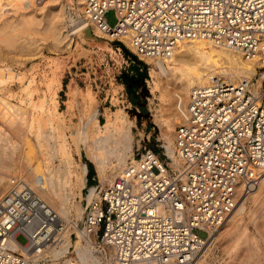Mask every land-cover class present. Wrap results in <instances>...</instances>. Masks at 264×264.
Returning a JSON list of instances; mask_svg holds the SVG:
<instances>
[{"label":"built area","instance_id":"1","mask_svg":"<svg viewBox=\"0 0 264 264\" xmlns=\"http://www.w3.org/2000/svg\"><path fill=\"white\" fill-rule=\"evenodd\" d=\"M82 6L91 26L148 64L194 39L264 58V0H82ZM110 9L115 26L106 18ZM260 88L253 78L222 75L193 87L179 108L175 158L165 146L163 153L144 148L107 186H95L83 230L109 252L108 264H195L264 169ZM73 223L25 176L12 175L0 198V264H51L52 252L76 234ZM21 233L26 245L17 240Z\"/></svg>","mask_w":264,"mask_h":264},{"label":"rangeland","instance_id":"2","mask_svg":"<svg viewBox=\"0 0 264 264\" xmlns=\"http://www.w3.org/2000/svg\"><path fill=\"white\" fill-rule=\"evenodd\" d=\"M35 1L33 9L23 10L13 8L16 7L14 5L10 6L11 8L0 19V34L2 33L0 36V66L2 64L11 65L14 72L23 73V83L27 85L31 82L30 88L34 93L32 95L33 102L40 104L46 100L45 104L49 105L50 103L52 108L57 106L60 111L53 118L52 124L50 123L46 127L55 134L52 141H57L59 156L55 158L56 160H49V154H45L43 157L47 163L54 161L56 165H59L63 160H68L71 157L72 159H70L73 161L70 167V170L72 168L71 172L73 170L76 172L81 165L87 164L88 173L89 163L93 164L95 171L92 177L87 173L86 187L81 190L76 184L73 187V203L79 204L84 209L90 188L96 185L107 186L111 182L110 180H114L116 174L117 176L120 174V170L109 168L107 170L109 180L103 183L96 164L86 150L78 151L77 137L83 130L93 128L92 121L95 112H97V120L100 125L104 126L107 118L123 109L132 121L135 137L133 154L130 159L137 158L144 148H151L158 153H163L167 142L158 119L165 113L161 92L156 89V82H159V78L154 72L156 66L152 62H149L151 64L145 62L146 67L142 68L145 78L141 81L135 79L137 78L136 73L129 71L133 59L128 51L123 50L117 40L98 38L92 28V32L98 40L85 39L82 41L81 37L74 34L71 36V47L65 49L64 43L57 45L51 36L53 35L52 29L49 27H52L53 24L60 28L65 26L62 29V34H67L69 14L78 11L77 0ZM106 18L111 26H115L118 21L114 9L106 12ZM26 22L31 25L32 29L25 28ZM26 30L28 32L24 33ZM6 32H11L6 37L14 36L17 39L16 43L13 45L4 43L3 36L5 37ZM50 32L52 34H48ZM139 65L143 66L142 64ZM156 70L158 69L156 68ZM262 72H264V68H260L259 74L253 77L256 86ZM219 75L226 77L224 74L219 73ZM227 78L230 79L229 76ZM261 80V84L264 85V80ZM51 82L53 84L52 89L57 92L56 100H52L48 90V84ZM5 83L0 82V87L3 88H0V111L2 112H0V198L9 187L11 176L23 175L31 185L36 186L39 195L59 212L58 206L49 201V191L46 190L43 182L31 168V147H35L37 152L40 149L34 135L27 131L26 126L23 125V122L27 121L26 118L28 117V120L30 118L26 115H28L27 113L31 114L29 110L32 109V106L27 103L31 98L28 97L27 92L23 91L22 81L13 79ZM129 85H132L131 88ZM8 88L11 89L12 94L15 93L16 95L8 96L9 94L6 93L5 96L4 92ZM7 96L8 99H6ZM3 98L5 101L2 100ZM22 99H25L23 104L28 107L27 113L15 109ZM6 100H8L7 103L10 102L7 106ZM8 105L11 106L12 110L19 111L18 117L9 112ZM31 111L36 116H45L46 114L39 109H32ZM179 122L180 120H177L175 126ZM171 138L174 147V134L171 135ZM47 149L43 151L47 152ZM245 195L247 194L243 196ZM72 214L73 219H65L67 222L73 220L76 234H73L72 240L77 241L79 239L78 230H82L85 223L83 218L77 217L75 210L72 211ZM225 224L216 230L213 239L205 246L202 257L203 264H264V186L255 195L249 196L245 210L237 215L235 221L228 222L227 220ZM201 235L205 236L204 233ZM17 240L23 245L28 243L27 236L22 233L17 236ZM94 245L93 257L100 259L105 255L106 258L103 260L108 264L110 262L109 252H106L96 240ZM72 258L80 260L74 246L70 248L65 257L57 258L56 261L53 258L50 263L64 264L66 260ZM82 262L80 260L78 264L99 263L97 261Z\"/></svg>","mask_w":264,"mask_h":264},{"label":"bare ground","instance_id":"3","mask_svg":"<svg viewBox=\"0 0 264 264\" xmlns=\"http://www.w3.org/2000/svg\"><path fill=\"white\" fill-rule=\"evenodd\" d=\"M35 2V0H0V19L4 17L3 14H6L9 8H11L10 6L12 5L16 6L13 8L28 10L34 8L33 5L35 4ZM77 8L78 11L74 12V14L72 12L69 14L70 16L69 25L67 26V34H62V29L65 28V26L60 28L56 24H53L52 27H49L52 29L53 35L51 36H53V39L56 41L57 45L64 43L63 45L65 49L71 47V36L74 34L81 37V40L84 41L85 39L83 37V32L88 27L92 28L96 32L98 38H106L112 40L114 36L106 35L96 26H91V23L83 16L82 0H77ZM32 24H34V22H32ZM24 26L25 28H31V25L29 23L27 24V22ZM11 31L13 32L14 30ZM27 32L28 30H26V32L24 33ZM29 32L31 33V30ZM33 32L38 33L37 31ZM8 34H11V32L4 34L5 37ZM48 34L52 33L50 32ZM5 37L3 36V38L5 39L4 43L12 45L16 43L17 39L14 36H9L6 38ZM147 61L152 62L158 69L156 70L155 68L154 70V72H156L157 74V77L159 78V82H156V89L161 92V97L165 105V113L158 119L160 125H162V132L167 142L165 146L167 152L174 158L175 147H173V139L171 138V135L174 134L175 137V122L177 120H180L181 118L179 108L181 105L187 104V102L189 101V96L192 88L197 85L208 83L212 77L218 76L219 73L226 75V77L229 76L231 81L237 82L244 78H253L254 76L259 74L260 68H264V58L262 57L248 59L243 55L241 51H236L229 47L216 46L212 42L204 39L183 41L170 57L159 58L157 60L147 59ZM260 75L261 77L259 78V86L257 85V89H259L262 85L261 79L264 78V72H262ZM23 77V73L14 72L13 66L11 65L6 66L5 64H2V66H0V82L2 84H6L5 82L8 83V81H12L13 79L20 80V82L22 81L23 91L27 92L28 97L31 98L29 101H27L28 105L32 106V109H39L42 112H46L45 116L34 115L31 111L32 109L29 110L31 114L27 113L28 107L27 105L25 106L23 104V101L25 102V99H22V101L17 104L19 105V108L17 107V105V108H15L16 110L19 109L20 112L23 111L24 113H27L28 115L26 116H30L29 120L28 117L26 118L27 121L23 122L24 124L22 122L21 123L26 126L27 131L34 135L38 143L37 145L40 148L37 152L34 149L35 147H31V168L43 182L42 184L46 187V190L49 191V201H52L54 205L58 206V214L64 220H66L65 218L70 220L73 219V210L76 211L78 218H83L85 208L83 209V207L79 204L76 205L75 203H73V187L75 184L80 187V190L86 187L88 166L87 164H83L81 165V167H79L80 169L76 170V172H74V170L73 172H71L72 168L70 170V167L73 162L71 161V157V159L68 158V160H63L59 165H56L54 161H50L49 163H47V160H45V158L43 157L45 154H49L48 157L50 158L47 157L49 160H54L59 156L57 141H52L55 137V134H53V131L51 129L46 127L50 123L52 124L53 118L55 117V115H58L60 111L57 109V106H54V108H52L50 107V103L49 105L45 104L46 100H43L40 104L33 102L32 95L34 93L30 88L32 86L31 82L27 85L24 84ZM9 83L11 84V82ZM52 86V82L49 83L48 90L50 91L52 100H56L55 96L57 92L55 89H52ZM4 93L5 96L6 93L9 94L8 96L16 95L15 93L12 94L11 89L9 88L6 89ZM8 96L6 97V99H8ZM2 100L5 101L4 98ZM7 101L8 100H6V106L8 103H10H7ZM10 107L11 106L9 105L7 107L9 112H11L15 117H18V115L20 114L19 111H16L15 109L12 110ZM107 119L108 120L106 124L104 126H101L99 121L97 120V112H95L93 114L92 121L93 128L86 129L85 131L83 130L80 133V136L77 137L79 146L78 151L86 150V152L96 164L99 176L101 177V181H103V183L109 180L107 176V170L109 168L120 170V173L123 171V169L129 162L128 160L132 158L135 140L132 121H130L123 109L119 110L117 113ZM10 120L8 121L11 122ZM43 148L49 149H47V152H44ZM34 161L35 163H32ZM110 181H113V179ZM32 186L36 190V186H34L33 184ZM263 186L264 169L260 170L259 172L257 184L252 185L251 188L246 193H244L247 195H241V197H243H240L241 199L239 198V201L235 209L233 210V213H231L222 224H225L227 220L228 222L235 221L237 215L245 210L246 201L249 196L255 195L256 193L261 191ZM94 191L95 186L92 187L91 192L88 195V199L91 198ZM221 226H219L218 228H220ZM218 228L211 233V236L207 240L206 245L209 244V242L213 239ZM78 238L79 239L77 241H73L68 236L62 248H59L52 252L53 258L55 259L54 261L62 256L65 257L70 251V248L74 246L78 256L80 257V260H82L83 262L88 261L90 263V261H97L99 262L98 264H107V262L105 263V261L103 260V258H106L105 255H103V257L100 259H98V257H93L95 253V234H88L85 230L82 229L78 230ZM204 248L198 254L195 264H203L202 257L203 251H205ZM79 261L75 258H72L70 260H66L64 264H78Z\"/></svg>","mask_w":264,"mask_h":264},{"label":"water","instance_id":"4","mask_svg":"<svg viewBox=\"0 0 264 264\" xmlns=\"http://www.w3.org/2000/svg\"><path fill=\"white\" fill-rule=\"evenodd\" d=\"M83 37L86 40H98V38L93 34L92 29L90 27L86 28L83 32ZM119 45L121 46V48L123 50L128 51L127 47H125L122 43L119 42ZM129 71L135 72L137 75V79L138 81H141L142 79L145 78V73L142 69V66L139 65L136 62H132L129 66Z\"/></svg>","mask_w":264,"mask_h":264},{"label":"trees","instance_id":"5","mask_svg":"<svg viewBox=\"0 0 264 264\" xmlns=\"http://www.w3.org/2000/svg\"><path fill=\"white\" fill-rule=\"evenodd\" d=\"M128 53H129V55L132 57V59L135 60L136 63H138V64H142V65H143L142 68L146 67L145 62L139 60V59H138L137 57H135V56H134L129 50H128ZM126 78H128V77H126ZM131 86H132V85H129L130 88H131ZM94 171H95V170H94V166H93V164H92V163H89V173H88V175H89L90 177H92L93 174H94Z\"/></svg>","mask_w":264,"mask_h":264}]
</instances>
